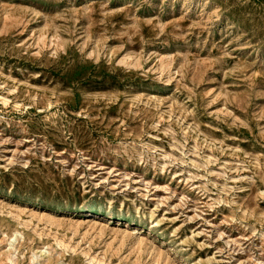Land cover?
Instances as JSON below:
<instances>
[{
	"label": "rangeland",
	"instance_id": "1",
	"mask_svg": "<svg viewBox=\"0 0 264 264\" xmlns=\"http://www.w3.org/2000/svg\"><path fill=\"white\" fill-rule=\"evenodd\" d=\"M0 264H264V0H0Z\"/></svg>",
	"mask_w": 264,
	"mask_h": 264
}]
</instances>
